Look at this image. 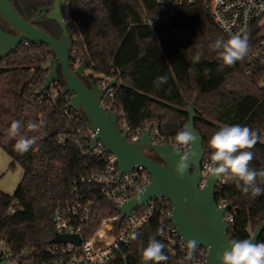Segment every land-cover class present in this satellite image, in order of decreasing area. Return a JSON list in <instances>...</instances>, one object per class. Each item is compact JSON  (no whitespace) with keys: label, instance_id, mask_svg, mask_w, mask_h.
Returning a JSON list of instances; mask_svg holds the SVG:
<instances>
[{"label":"trees","instance_id":"obj_1","mask_svg":"<svg viewBox=\"0 0 264 264\" xmlns=\"http://www.w3.org/2000/svg\"><path fill=\"white\" fill-rule=\"evenodd\" d=\"M54 1L9 0L31 24L58 37L60 27L47 18ZM160 2L65 0L62 14L72 38L68 49L71 68L76 63L84 64L96 74L92 76L95 83L98 75L115 80L110 110L122 112L132 128L143 124L157 127V143L174 144L176 134L188 122L190 106L205 155L211 156L208 141L222 125L239 124L256 130L259 139L250 150L254 154L250 167L264 170V89L246 75L245 58L233 67L219 70L218 50L212 45L217 39L227 38L208 9L202 4L183 5L164 15ZM157 15L159 18L155 19ZM0 28L11 30L1 18ZM248 37L250 50L255 37L251 33ZM197 54L201 57L198 62ZM52 57L53 52L45 44L22 42L0 58V149L8 154L10 168L20 165L23 170L12 194L0 191V240L19 264L49 261L51 256L46 249L54 234L52 209L72 196L74 180L98 162L82 156L72 143L57 142L59 135L75 134L85 126V119L81 108L68 106L73 93L64 92L60 65L55 81L61 86L58 97L51 101L44 93L38 95ZM31 68L33 71L28 74ZM205 69L211 71L206 75ZM162 75L167 76V83L157 88L154 81ZM41 119L46 125L40 131L27 129L29 122L39 123ZM13 120L21 122V136L37 137L26 153L14 150L19 136L8 134ZM259 186L264 188V183ZM99 199L93 210L95 222L107 205ZM216 199L233 204L230 240L249 239L247 228L253 232L264 222V194L244 195L228 182L222 185ZM160 228L157 218L144 223L136 230L131 247L125 249L126 256L109 264H143L141 250L154 235L161 241L157 235ZM256 243H264V230ZM184 257L179 260L185 262Z\"/></svg>","mask_w":264,"mask_h":264},{"label":"built area","instance_id":"obj_2","mask_svg":"<svg viewBox=\"0 0 264 264\" xmlns=\"http://www.w3.org/2000/svg\"><path fill=\"white\" fill-rule=\"evenodd\" d=\"M160 3L161 14L164 15L183 5H204L215 25L227 39L230 34L241 31L253 34L254 45L245 57L246 75L253 77L256 85L264 89V0H161ZM158 18L157 15L155 19ZM98 76L96 84L101 88H105L112 80L106 75ZM60 91L61 86L52 82L43 93L47 99L54 101ZM112 97V88L107 89L101 97L100 104L105 110L111 111ZM117 115L120 130L131 143H135L149 126L143 124L132 128L125 121L122 112ZM96 133L95 129L85 125L79 127L75 134H61L57 137L59 144L72 143L82 156H88L98 162L74 180L71 187L72 196L57 203L51 212L53 233L77 235L80 238L79 243L49 244L46 251L51 257L46 264H109L117 257L124 258L127 254L125 249L131 247L136 230L152 218H157L161 224L163 235L158 236L165 244L164 252L168 256V260L160 264H178L181 262L179 257L186 255V243L171 220V201L167 196L157 194L145 204L122 215L118 210L119 206L140 194L150 184L151 176L137 164L119 173L115 156L107 152L100 141L93 143ZM150 136L157 143V127L151 128ZM209 162L210 156L204 155L201 162L203 180L207 177L204 165ZM223 184L224 182L218 180L216 196L219 195ZM98 199L107 205L101 209L95 222L93 210ZM216 203L219 207L227 204L222 199H216ZM224 221L228 231L233 225L231 211L225 213ZM247 232L252 234L249 227ZM206 254V248L198 247L194 259L187 264L201 262ZM2 259L9 264H19L16 258L12 257L5 242L0 241V260Z\"/></svg>","mask_w":264,"mask_h":264},{"label":"water","instance_id":"obj_3","mask_svg":"<svg viewBox=\"0 0 264 264\" xmlns=\"http://www.w3.org/2000/svg\"><path fill=\"white\" fill-rule=\"evenodd\" d=\"M65 0H55L49 8L47 18L57 22L61 29L58 37L51 36L31 24L20 15L10 4L9 0H0V18L9 26L10 31L0 28V58L8 56L22 43L45 44L52 52L50 67L44 78L38 95L46 91L52 82L58 78L56 69L60 65L64 81V92L70 91L73 95L68 106L73 109H82L85 125L97 131L94 142L100 141L105 150L115 156L119 173L129 167L141 165L151 176L150 184L143 191L119 206L122 215L145 204L155 195L167 196L172 204L171 220L180 237L187 244L188 240L198 241V247L207 249L204 259L195 264H220L218 259L221 252L228 246L229 236L224 215L233 208L232 203L219 207L216 203V186L219 179L208 175L203 180L201 162L205 155L202 138L194 125V109L188 107V122L193 134L197 136L191 150L195 153L190 161V167L183 179L175 173V165L180 154H175L172 143H156L151 139L149 125L142 136L131 143L126 139L118 126V115L105 110L100 99L104 92L111 88L115 80H111L105 88L98 87L92 75L85 74L84 64L75 69L70 66L72 38L63 18L62 9ZM44 11L39 13L40 16ZM151 150L155 156L148 155L144 150ZM264 230V222L254 229L249 240L257 242L260 233ZM77 235L54 234L49 244L79 243ZM178 264H185L181 261Z\"/></svg>","mask_w":264,"mask_h":264},{"label":"clouds","instance_id":"obj_4","mask_svg":"<svg viewBox=\"0 0 264 264\" xmlns=\"http://www.w3.org/2000/svg\"><path fill=\"white\" fill-rule=\"evenodd\" d=\"M212 47L218 50L217 55L220 61L219 70L225 67H233L242 61L249 52V37L246 32H236L229 35L227 40L217 39ZM200 55L195 56V61L200 60ZM211 70L205 69L207 75ZM167 76H158L154 85L159 88L167 83ZM46 125V121L41 119L39 123L29 122L27 129L32 132L40 131ZM21 122L13 120L8 134L15 138L19 136L14 144V150L20 154L26 153L37 142V137L31 138L21 136ZM197 136L193 134L189 125H185L175 136L173 150L175 154H180L175 165V173L179 179H183L190 167V161L194 159L195 153L191 146L195 143ZM259 139L258 132L248 126L222 125L208 141V146L212 150L210 162L204 165L205 171L210 178L219 179L221 182H232L236 188L244 195L253 197L264 194V188L260 183H264V170H255L250 167L254 154L250 151ZM157 235H163L158 230ZM136 237L133 236V239ZM198 248V241L191 239L186 244L185 264L194 259ZM165 244L152 236L141 250L143 264H160L166 262L168 256L164 252ZM220 264H264V243H253L249 239H231L228 246L218 257Z\"/></svg>","mask_w":264,"mask_h":264},{"label":"rangeland","instance_id":"obj_5","mask_svg":"<svg viewBox=\"0 0 264 264\" xmlns=\"http://www.w3.org/2000/svg\"><path fill=\"white\" fill-rule=\"evenodd\" d=\"M35 65L36 63L32 67H35ZM46 65H48V63ZM75 68L76 64L73 65V69ZM32 71L33 68L29 70L28 74H31ZM84 73L92 76L96 75L94 72L87 68L85 69ZM262 142L264 143V138ZM9 164L10 158L8 154L3 149H0V191L7 194H12L22 178L23 170L20 165H15L14 167L10 168ZM0 264L9 263L5 259H2L0 260Z\"/></svg>","mask_w":264,"mask_h":264},{"label":"flooded vegetation","instance_id":"obj_6","mask_svg":"<svg viewBox=\"0 0 264 264\" xmlns=\"http://www.w3.org/2000/svg\"><path fill=\"white\" fill-rule=\"evenodd\" d=\"M7 31H10V30H7ZM144 151H145L147 154L151 155L152 157H155V158H156L155 154H154L151 150H149V149H145Z\"/></svg>","mask_w":264,"mask_h":264}]
</instances>
